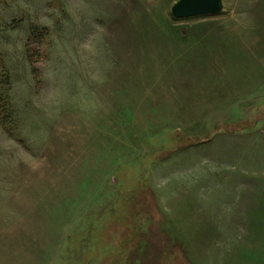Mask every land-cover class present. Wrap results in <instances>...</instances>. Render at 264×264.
I'll return each mask as SVG.
<instances>
[{
  "label": "rangeland",
  "instance_id": "rangeland-1",
  "mask_svg": "<svg viewBox=\"0 0 264 264\" xmlns=\"http://www.w3.org/2000/svg\"><path fill=\"white\" fill-rule=\"evenodd\" d=\"M177 1L0 0V264H264V0Z\"/></svg>",
  "mask_w": 264,
  "mask_h": 264
},
{
  "label": "water",
  "instance_id": "water-1",
  "mask_svg": "<svg viewBox=\"0 0 264 264\" xmlns=\"http://www.w3.org/2000/svg\"><path fill=\"white\" fill-rule=\"evenodd\" d=\"M222 10L221 0H178L171 8L174 19L215 16Z\"/></svg>",
  "mask_w": 264,
  "mask_h": 264
},
{
  "label": "crops",
  "instance_id": "crops-1",
  "mask_svg": "<svg viewBox=\"0 0 264 264\" xmlns=\"http://www.w3.org/2000/svg\"><path fill=\"white\" fill-rule=\"evenodd\" d=\"M239 209H241V206L239 207ZM236 217H237V218H236ZM247 218L250 219V220H253L254 218L257 219V217H254L252 214H251V215H248ZM234 219H235L234 225H236V224H240V223L236 222V220H237V219H242V214H239V215L235 214V215H234ZM231 224H232V222H230V221H229L228 223H227V222H226V223H222L223 226H227V225H231ZM225 231H226V229H225ZM224 235H226V234H224ZM224 235H221V236H224ZM225 238H227V237H225ZM211 239L214 240V241H218V240L221 241L222 238H221V237H217V238L212 237ZM223 239H224V238H223ZM197 240H199V239H197ZM233 240H234V241H237V240L239 241V240H242V237H240V238H238V239H237V237H234ZM241 259H242V258H241ZM241 259H240V256H239V257H236V258H235V257H234V258H231L230 261H231L232 263H234V264H239V261H240Z\"/></svg>",
  "mask_w": 264,
  "mask_h": 264
}]
</instances>
